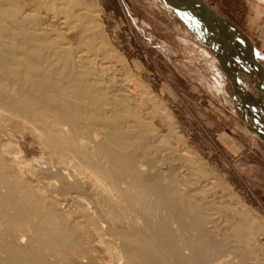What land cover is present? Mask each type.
I'll use <instances>...</instances> for the list:
<instances>
[{
	"label": "bare ground",
	"instance_id": "bare-ground-1",
	"mask_svg": "<svg viewBox=\"0 0 264 264\" xmlns=\"http://www.w3.org/2000/svg\"><path fill=\"white\" fill-rule=\"evenodd\" d=\"M52 2L0 0V264H104L102 251L115 264H264L252 219L222 217L220 228L212 202L177 168L166 175L155 167L164 151L167 163L184 159L126 105L110 67L96 71L42 21L38 11ZM184 14L210 45L193 20L198 13ZM256 66L264 72V63ZM13 132L30 133L47 155L28 170L31 179L2 155L3 137ZM55 195L74 211H63Z\"/></svg>",
	"mask_w": 264,
	"mask_h": 264
},
{
	"label": "rangeland",
	"instance_id": "rangeland-1",
	"mask_svg": "<svg viewBox=\"0 0 264 264\" xmlns=\"http://www.w3.org/2000/svg\"><path fill=\"white\" fill-rule=\"evenodd\" d=\"M68 2L53 0L47 5L49 11L39 10L38 14L72 43L75 52L94 61L96 71L101 65L110 67L119 80L126 105L139 111L141 118L156 129L157 139L166 138L170 149L184 159L183 163H167L169 152L156 154L153 160L158 170L169 175L170 166L177 168V176L191 190L212 202L217 226L225 228L222 217L229 223L240 221L241 216L254 221L250 228H258L256 239L262 250L257 254L264 259V124L249 116L244 121L233 99L231 83L210 45L201 41L195 22L185 14L181 17L166 0ZM204 2L249 39L258 52L255 59L262 66L264 0ZM228 32L237 48L239 34L231 26ZM244 47L247 49V45ZM238 49L242 51V47ZM243 56L249 58L246 53ZM253 66L241 64L238 76L243 90L257 97L255 80L260 83L259 71L253 70V78L248 72L255 69ZM218 72L225 77L223 89L214 85ZM3 124L5 129L10 128ZM14 133L3 137L6 146L2 155L10 170L31 179L28 170L43 165L47 155L30 133ZM146 168L142 170L148 173ZM55 197L64 204L63 198ZM62 206L63 211H74L67 203ZM102 257L104 264H115L105 251Z\"/></svg>",
	"mask_w": 264,
	"mask_h": 264
},
{
	"label": "water",
	"instance_id": "water-1",
	"mask_svg": "<svg viewBox=\"0 0 264 264\" xmlns=\"http://www.w3.org/2000/svg\"><path fill=\"white\" fill-rule=\"evenodd\" d=\"M166 2L181 17L184 12L191 14L198 13L200 20L197 22L201 28L200 31L206 35L212 53L216 56L222 72L226 75L227 79L231 83L233 89V99L236 105L243 112L244 121L246 120V116H249L264 124V98L262 96V90L264 86V72L260 71L261 74H259L260 83L256 85L258 90L257 97H254L247 91L243 90V86L241 85L238 76L239 66H241V64H260L255 59L258 56V52L250 43L249 39L239 29H237V27L216 14L204 2V0H166ZM230 26L233 27V29L239 34V37L246 43L247 49L242 45V51L238 52V49L235 47L234 43L229 37L228 29ZM243 53L249 55V58H245ZM244 71L247 72L246 69H244ZM248 72L249 74L251 73V71ZM251 77L253 78L252 75ZM238 98L240 101H238Z\"/></svg>",
	"mask_w": 264,
	"mask_h": 264
}]
</instances>
